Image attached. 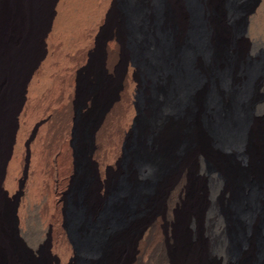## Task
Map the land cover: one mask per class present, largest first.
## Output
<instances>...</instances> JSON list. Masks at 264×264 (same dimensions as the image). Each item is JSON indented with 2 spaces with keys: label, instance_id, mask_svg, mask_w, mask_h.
Returning <instances> with one entry per match:
<instances>
[{
  "label": "bare ground",
  "instance_id": "obj_1",
  "mask_svg": "<svg viewBox=\"0 0 264 264\" xmlns=\"http://www.w3.org/2000/svg\"><path fill=\"white\" fill-rule=\"evenodd\" d=\"M219 1L133 0L129 33L101 36L84 27L93 0H0V196L10 212L0 264H35L27 245L43 264H264V103H246L249 87L234 78L256 79V66L244 52L216 76L200 63L214 51L207 41L227 33ZM115 2L105 1L102 22ZM96 48L112 81L83 134L82 249L67 218L78 173L73 106L77 69ZM229 152L241 175L221 161ZM225 197L238 208L233 252L234 221L215 203Z\"/></svg>",
  "mask_w": 264,
  "mask_h": 264
},
{
  "label": "rangeland",
  "instance_id": "obj_2",
  "mask_svg": "<svg viewBox=\"0 0 264 264\" xmlns=\"http://www.w3.org/2000/svg\"><path fill=\"white\" fill-rule=\"evenodd\" d=\"M106 0H93V9L86 16L85 28L89 30L90 34L95 33L96 35L103 36L106 33L114 30H122L127 33L130 31L131 15L130 8L132 7L133 0H116L113 10L111 11L110 17L107 22H102V12L105 6ZM223 1V3H222ZM255 0H220L219 6H223L227 17L226 29L227 33L220 34L217 36V41L214 40V46L210 44V39L207 41L208 47L214 48L213 53L210 57H200V63L210 69L212 75H218L230 66L233 62H236L237 56L240 52L246 53L247 57H250V66L252 63L256 66V72L258 77L256 79L245 74L234 72V78L239 82H245L246 90L244 96L246 97V103L255 101L256 99H262L264 103V91L260 88L261 84L264 83V0L261 1L258 8H261L257 13L253 14L251 18L245 13L254 3ZM192 14V26L196 27L198 22L197 12L190 4ZM257 8V9H258ZM256 9V10H257ZM159 19V14L156 16ZM103 34V35H102ZM219 35V34H218ZM82 43L75 44V49H72V53L81 48ZM79 46V47H78ZM129 47V45H128ZM246 49V50H245ZM94 55L87 62H82L77 69V80L79 82V92L74 100L73 116L78 122L79 129L76 136V154H77V177L72 192L69 194L67 202V218L68 226L75 244L79 248H86L88 244L81 238L79 234L80 229V218L82 216V209L77 206L80 199L87 194L90 190V180L85 166V160L83 158V137L86 126L92 121L96 115V111L100 102L105 98L112 81V74L110 72L107 58H105L104 50L102 48V57H100L101 50L96 48L93 51ZM99 52V53H98ZM243 54V53H242ZM52 57L54 62H59L57 56ZM93 58V59H92ZM236 58V59H235ZM57 61H56V60ZM220 66V68L218 67ZM252 67V66H251ZM217 69H224L217 71ZM246 73V69L244 70ZM143 73V72H142ZM141 73V74H142ZM237 75V76H236ZM244 75V76H243ZM238 77V78H237ZM242 77V78H241ZM261 78V79H260ZM259 79V80H258ZM243 80V81H242ZM261 80V81H260ZM135 86H130L132 91L133 101L135 102L134 113L136 116L139 111V105L137 103V83ZM133 84V85H134ZM199 85V84H197ZM136 87V88H135ZM255 87V88H254ZM258 87V89H257ZM134 88V89H131ZM224 87H220V93L216 96L214 111L218 112L222 104L221 98L226 95ZM135 91V92H134ZM244 97V98H245ZM234 153H225L220 157L221 161L236 169V172L241 175L247 168L243 163L239 161L238 156ZM97 172V170H96ZM98 174V172H97ZM237 174V175H238ZM263 182L261 184L264 188V173ZM122 186V180H119L116 184V190L110 196L109 204L118 194L120 187ZM259 185L257 188L256 195L262 193V188ZM216 205L224 208L234 221V227L232 229V252L238 247V233L239 226L237 223V205L231 204L227 201V198H220L215 201ZM111 206V205H110ZM109 206V207H110ZM9 198L7 196H0V229L3 233L9 229ZM262 223L264 221V214L262 215ZM28 249L31 258L35 264H43L42 257L33 251L30 246H25ZM263 248V243H258L256 256L259 254V250ZM76 264H87L86 258L82 256ZM253 264H257L254 262Z\"/></svg>",
  "mask_w": 264,
  "mask_h": 264
}]
</instances>
